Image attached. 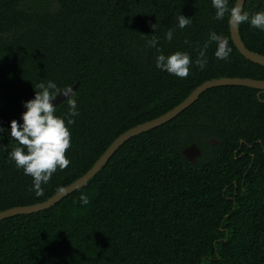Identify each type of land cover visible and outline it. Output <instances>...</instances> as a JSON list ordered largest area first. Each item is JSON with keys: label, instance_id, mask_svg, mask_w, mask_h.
<instances>
[{"label": "trees", "instance_id": "obj_1", "mask_svg": "<svg viewBox=\"0 0 264 264\" xmlns=\"http://www.w3.org/2000/svg\"><path fill=\"white\" fill-rule=\"evenodd\" d=\"M261 10L264 0L246 1L244 11ZM215 11L212 0H0V212L49 200L122 134L207 81H263L264 67L238 51L228 16L216 20ZM180 14L192 18L182 30ZM212 31L227 40L228 60L215 57L213 42L205 69L193 63L187 78L156 67L152 35L163 54L187 52L195 62ZM240 34L264 56V31L242 23ZM47 81L58 91L77 85L80 115L68 126L70 164L37 195L33 178L7 159L15 146L8 133ZM68 110L65 100L55 114ZM192 144L202 150L194 164L183 155ZM0 264H264V92L209 89L176 119L129 140L58 204L0 221Z\"/></svg>", "mask_w": 264, "mask_h": 264}, {"label": "clouds", "instance_id": "obj_2", "mask_svg": "<svg viewBox=\"0 0 264 264\" xmlns=\"http://www.w3.org/2000/svg\"><path fill=\"white\" fill-rule=\"evenodd\" d=\"M215 11V19L223 20L228 16V23L238 26L248 23L251 27L264 31V10L250 14L243 11L242 0H236L233 7H229V0H212ZM192 23V18L179 15L176 27L184 29ZM156 25L153 26L155 31ZM174 29H169L165 33V39L169 42L173 40ZM187 43V41H185ZM217 45L214 53L218 60H228L231 49L227 42L215 31L209 33V38L205 42L203 49L195 62L189 53L177 51L170 55L162 53L158 47L160 41L155 35L148 41V47L156 48L160 52L156 58V67L168 74L178 78H187L190 69L195 63L201 70L205 69L208 60L206 50L211 43ZM57 84L52 81L40 82L35 85L34 99L24 103L26 111L22 114V123L16 120L10 123V132L15 146L7 154V159L15 163L17 169H22L23 174L32 177V189L37 195L42 194V185H46L58 169L63 170L68 167L70 160L66 157L67 150L71 147V132L68 126L75 123V117L80 115L72 90L58 91ZM59 95L66 97L68 102V113L66 117L55 114L56 107L53 102ZM0 128V132H4ZM2 139V137H0ZM0 149L7 151V147L0 144ZM62 190V189H61ZM79 201L82 206L90 203L87 195L81 194Z\"/></svg>", "mask_w": 264, "mask_h": 264}, {"label": "water", "instance_id": "obj_3", "mask_svg": "<svg viewBox=\"0 0 264 264\" xmlns=\"http://www.w3.org/2000/svg\"><path fill=\"white\" fill-rule=\"evenodd\" d=\"M246 1L247 0H242L243 11L246 5ZM230 29H231L232 40L236 48L238 49V51L247 60L264 67V56L250 51L244 44L241 34H240V25L238 26L230 25ZM222 40L227 42L226 39H222ZM227 46H228V43H227ZM228 86L249 87V88L258 89L264 92V80L261 81V80H254L250 78H220V79H214V80L207 81L201 86H199L198 88H196L184 102H182L179 106L175 107L173 110L169 111L168 113L164 114L163 116L157 119H154L145 124L138 125L128 130L124 134H122L107 149V151L95 163L92 169L88 171V173H86L83 177H81L80 179L72 183L71 185L59 191L49 200L43 203L35 204V205L15 207L12 209H8L6 211H2L0 212V221L15 217V216L29 215V214L42 212V211H45L53 207L54 205L58 204L63 199L67 198L69 195L73 194L75 191L86 186L108 164V162L117 153V151L120 150V148L123 147L133 137L141 135L143 133H146L158 127H161L171 122L172 120L176 119L184 111H186L191 106H193L200 99V97L209 89L217 88V87H228ZM76 88H77V85L74 87L68 88V89H64L62 91H65V90L75 91ZM65 100H66V97H64L63 95H59L56 98V100L53 102V106L58 107ZM218 142L219 141L217 139L210 140V143L213 146H216ZM183 155L190 163L194 164V163H197L198 159L201 157L202 150L197 144H192L183 150Z\"/></svg>", "mask_w": 264, "mask_h": 264}]
</instances>
